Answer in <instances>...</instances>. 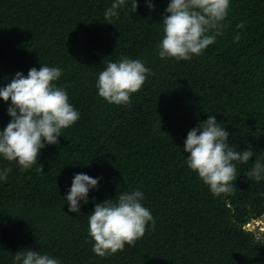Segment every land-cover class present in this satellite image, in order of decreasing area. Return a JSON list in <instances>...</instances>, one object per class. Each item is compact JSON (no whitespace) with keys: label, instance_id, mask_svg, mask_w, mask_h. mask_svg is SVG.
Returning <instances> with one entry per match:
<instances>
[{"label":"trees","instance_id":"1","mask_svg":"<svg viewBox=\"0 0 264 264\" xmlns=\"http://www.w3.org/2000/svg\"><path fill=\"white\" fill-rule=\"evenodd\" d=\"M111 2L0 0V87L18 71L58 66L57 86L80 113L36 164L23 172L13 164L0 183V264L27 248L62 264H264V241L247 228L264 217V180L245 176L264 160V0H231L221 35L189 61L158 56L168 0H153L152 12L138 0L135 14L121 9L107 21ZM121 56L142 59L152 75L127 105L108 104L95 81ZM7 106L0 101V129ZM207 115L239 151L253 150L237 166L233 192L220 197L184 163L186 134ZM80 172L102 179L76 215L62 198ZM132 189L143 191L155 226L123 251L97 257L87 215L94 202Z\"/></svg>","mask_w":264,"mask_h":264},{"label":"clouds","instance_id":"2","mask_svg":"<svg viewBox=\"0 0 264 264\" xmlns=\"http://www.w3.org/2000/svg\"><path fill=\"white\" fill-rule=\"evenodd\" d=\"M231 0H168L161 16L162 35L158 41L161 60L189 61L201 55L221 35L223 22L228 15ZM130 6V7H129ZM138 0H112L104 11V18L111 21L121 9L135 14ZM144 7L155 10L153 0H144ZM238 28H243L241 23ZM239 40V35L234 37ZM58 66L32 67L27 75L16 72L5 86L0 87V101L8 106L10 117L0 129V183L6 182L12 165L21 172L37 163V156L47 145H57L63 129L73 126L80 113L69 103L63 86H57L62 76ZM152 75L145 61L121 56L109 60L98 73L95 89L98 97L108 104L127 105L130 96L138 92L146 78ZM10 101V103H9ZM184 163L217 197L233 192L237 166L247 164L253 157L251 146L239 151L229 143V132L221 127L215 115H207L186 134L183 141ZM41 168V167H40ZM251 181L264 180V160L255 159L246 175ZM102 177L75 173L63 200L67 212L81 214V207L89 203V192L96 190ZM140 189L124 190L111 200L95 203L88 217V236L91 251L105 257L123 251L140 239L146 227L155 226L151 211L142 203ZM11 264H62L61 260L47 253L27 248L12 255Z\"/></svg>","mask_w":264,"mask_h":264},{"label":"rangeland","instance_id":"3","mask_svg":"<svg viewBox=\"0 0 264 264\" xmlns=\"http://www.w3.org/2000/svg\"><path fill=\"white\" fill-rule=\"evenodd\" d=\"M247 228L251 231H256V238L259 241H264V217L247 225Z\"/></svg>","mask_w":264,"mask_h":264}]
</instances>
